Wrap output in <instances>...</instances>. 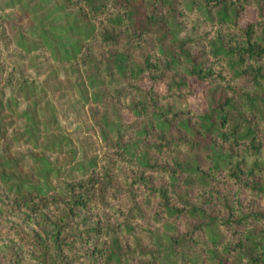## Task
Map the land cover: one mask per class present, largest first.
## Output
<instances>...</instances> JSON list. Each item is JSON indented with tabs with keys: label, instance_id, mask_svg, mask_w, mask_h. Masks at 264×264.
Returning a JSON list of instances; mask_svg holds the SVG:
<instances>
[{
	"label": "trees",
	"instance_id": "1",
	"mask_svg": "<svg viewBox=\"0 0 264 264\" xmlns=\"http://www.w3.org/2000/svg\"><path fill=\"white\" fill-rule=\"evenodd\" d=\"M250 6L255 19L244 21ZM57 10L84 24L67 34L90 40L85 50L79 38L72 43L73 59L88 77L101 79L118 113L131 95L127 107L146 121L130 141L121 114L112 120L106 111L101 166L50 192L18 185L0 204V217L48 204L59 213L50 227L12 225L10 234L36 264H132L138 258L159 264L168 250L182 260L199 252L210 264H264V211L242 196L245 190L264 198V161L237 153L243 147L259 152L264 144V0H61ZM203 24L210 37L200 31ZM204 39L207 49L195 51ZM192 80L207 85L205 108L163 109L161 100L190 94ZM165 81L160 95L156 84ZM155 175L165 182L156 183ZM9 182L2 173L0 183ZM212 197L219 213L210 207ZM109 202L116 203L117 219L106 215L108 225H91L88 211ZM148 213L151 219L140 225ZM167 223L168 246L159 236ZM104 235L109 244L98 241Z\"/></svg>",
	"mask_w": 264,
	"mask_h": 264
},
{
	"label": "rangeland",
	"instance_id": "2",
	"mask_svg": "<svg viewBox=\"0 0 264 264\" xmlns=\"http://www.w3.org/2000/svg\"><path fill=\"white\" fill-rule=\"evenodd\" d=\"M60 2L0 0V175L3 173L11 179L7 185L0 183V194L3 196L0 204L14 197L20 184L31 187L41 185L46 192H50L58 189L62 181L87 174L93 167L91 165L100 167L107 149L101 132L106 111L112 120L121 114L130 141L138 137L136 131L146 121L135 117L127 107L131 95L121 100L122 109L118 113L109 98L111 92L100 84L101 79L88 77L81 60L73 59L76 49L72 43L79 38V44L85 50L90 40L67 34L70 26L83 27L84 24L74 19V13L69 18H63V12L57 10ZM243 19H255L253 6L247 9ZM207 30V37H210V26L203 24L200 27L202 32ZM93 44L97 45L95 41ZM96 49L102 51L101 47ZM193 49H207V41L204 39ZM68 56L72 57L71 60L67 59ZM238 83L243 84L244 80ZM190 85V94L161 100L159 104L163 109L189 107L202 111L207 85L195 80ZM156 89L160 95L165 94L166 81L157 83ZM237 153L240 159L245 157L250 162L256 159L264 161V144L259 152L243 147ZM129 170L125 167L123 173L128 174ZM154 180L160 183L166 179L155 175ZM11 185H14L12 189ZM220 185L223 190L225 183L221 181ZM231 189L238 191L233 185ZM242 192L246 203L264 211V198L250 195L245 190ZM115 204L109 202L106 206L101 203L99 209L88 211L94 222L91 225L95 226L97 220L102 227L108 225L106 215L116 220ZM210 207L215 214L221 211L217 199L213 197ZM58 213L56 205L48 204L39 212L33 213L22 206L7 217H0V264H36L27 247L8 230L12 225H20L24 230L50 227ZM150 219L151 213H148L140 225ZM169 225L171 223L159 228L160 239L166 246L169 245L166 239L167 233H170ZM186 228L185 222L180 225L182 231ZM94 240L92 238L87 242V249L92 248ZM98 241L109 244L110 237L104 235ZM151 246L146 244V247ZM166 253L167 257L159 264H210L199 252L190 260L179 259L170 250ZM147 261L146 258H138L132 264ZM95 264L105 263L96 261Z\"/></svg>",
	"mask_w": 264,
	"mask_h": 264
}]
</instances>
